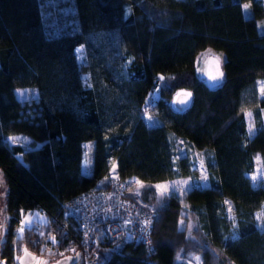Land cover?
<instances>
[{
    "label": "trees",
    "instance_id": "obj_1",
    "mask_svg": "<svg viewBox=\"0 0 264 264\" xmlns=\"http://www.w3.org/2000/svg\"><path fill=\"white\" fill-rule=\"evenodd\" d=\"M258 22L264 23V0H0V170L10 217L2 258L11 262L17 246V259L23 248L34 253L31 240H15L26 213L59 215L65 201L102 187L115 166L119 177L145 185L183 178L193 185L183 202L135 192L133 198L155 213L153 253L127 246L106 264H179L189 247L201 264H264V217L262 229L256 224L264 182L255 187L249 177L257 155L264 171ZM208 49L224 57V80L216 88L196 74V60ZM26 88L37 91V101L16 97ZM180 89L193 93L183 113L170 106ZM144 109L157 125L148 126ZM247 110L255 120L252 137ZM15 136L28 138L31 147L9 144ZM178 139L185 142L183 156ZM86 143H93L89 174L82 172ZM190 150L205 153L206 187ZM184 208L199 244L187 224L180 227Z\"/></svg>",
    "mask_w": 264,
    "mask_h": 264
},
{
    "label": "built area",
    "instance_id": "obj_2",
    "mask_svg": "<svg viewBox=\"0 0 264 264\" xmlns=\"http://www.w3.org/2000/svg\"><path fill=\"white\" fill-rule=\"evenodd\" d=\"M102 183L62 203L59 215L35 210L26 214L38 213L41 220L19 221L42 246L35 247L33 264L76 255L75 264H106L108 256L121 255L127 246L142 245L153 253L155 213L133 198L138 181L111 171ZM0 259L6 262L1 253Z\"/></svg>",
    "mask_w": 264,
    "mask_h": 264
},
{
    "label": "rangeland",
    "instance_id": "obj_3",
    "mask_svg": "<svg viewBox=\"0 0 264 264\" xmlns=\"http://www.w3.org/2000/svg\"><path fill=\"white\" fill-rule=\"evenodd\" d=\"M242 11H243V15L245 18L249 19L252 17V11L248 3L242 4ZM258 32L260 35L264 34V23L263 22H258ZM76 55H77V61H78L80 68H83L86 65L84 48L83 47L77 48ZM211 57L217 58L220 62L224 61V57L220 52H216L211 49H208L200 53L196 60L197 77L204 82H205L206 65H207L209 58ZM82 78L84 81V85L87 88H89L90 87L89 76L87 74H83ZM165 81L166 80H164V78L160 79V83L162 86L166 85ZM257 90H258L259 97L264 98V94H262V91H264V80H260L258 82ZM16 97L21 102L37 101L38 93L35 89H31V88L19 89V90H16ZM261 115H262V120L264 122V109L261 110ZM144 119L146 123L148 124V126H155L158 124V120L148 110L144 114ZM245 121L247 125L248 134L250 137H252L255 134L256 128H255L254 115L251 110H247L245 112ZM8 142L9 144L21 145L24 148L31 147V141L28 138L23 137V136L12 137L8 139ZM177 144H178V155L183 156L186 153L185 142L181 139H178ZM92 150H93V143H86L84 145L82 172L85 174H89L91 171ZM190 153L195 160L196 167L199 172L200 185L203 187L208 186L207 173H206V167H205V153L200 152V151H194V150H190ZM115 169L116 167L112 166L111 171L115 172ZM249 177L251 179L252 185L255 187L262 185L264 182V171H263L262 160L258 155L255 157L254 172ZM192 185H193V182L190 178H183V179H178V180H173V181L160 182V183L153 184V185H145V184H142L141 182H138L136 193L141 195L143 191L150 190V191L156 192L160 198H168L169 196L174 195V196H177L180 199V201L183 202V199L186 193L191 189ZM5 196H6V187L4 185L2 171L0 170V253L2 251L4 243L6 242L7 233H8L9 224H10V217L5 212ZM226 211H227L228 218L235 225L233 207L229 201H227L226 203ZM186 213L187 211L184 208L183 213H182V218L180 220V227L184 228L185 225L187 224L188 234L191 236L192 242L194 244H199L200 240L196 234L195 225L192 222L191 218L187 217ZM263 217H264V205L256 213V224L259 229L263 228V224H262ZM41 219H42V216L39 215L38 213H31V214L24 215L21 221L35 222L36 220H41ZM15 231H16L15 240H18L17 242L18 245L20 243H23V240L25 239L24 241L31 240L34 247H42L41 245L34 243L36 236L32 238L29 237V234L26 233L27 231L22 229L20 224H18ZM19 238H23V239L21 240ZM19 248L20 246H17L16 248L17 252H15L14 258L11 262H8V261L3 262L0 259V264H17V256L19 253ZM178 263L179 264H201L202 257L199 254H196L194 252L193 247H189L188 251L185 252V255H183L182 257H179Z\"/></svg>",
    "mask_w": 264,
    "mask_h": 264
},
{
    "label": "water",
    "instance_id": "obj_4",
    "mask_svg": "<svg viewBox=\"0 0 264 264\" xmlns=\"http://www.w3.org/2000/svg\"><path fill=\"white\" fill-rule=\"evenodd\" d=\"M224 80V72L222 63L215 57L209 58L205 69V83L212 88L222 85ZM193 93L190 90L180 89L172 97L170 106L173 111L183 113L192 105ZM79 257L65 256L49 264H75ZM35 262L34 255L26 248H23L21 255L17 260V264H33ZM39 264H43L40 261Z\"/></svg>",
    "mask_w": 264,
    "mask_h": 264
},
{
    "label": "snow or ice",
    "instance_id": "obj_5",
    "mask_svg": "<svg viewBox=\"0 0 264 264\" xmlns=\"http://www.w3.org/2000/svg\"><path fill=\"white\" fill-rule=\"evenodd\" d=\"M262 94H264V91H262Z\"/></svg>",
    "mask_w": 264,
    "mask_h": 264
},
{
    "label": "bare ground",
    "instance_id": "obj_6",
    "mask_svg": "<svg viewBox=\"0 0 264 264\" xmlns=\"http://www.w3.org/2000/svg\"><path fill=\"white\" fill-rule=\"evenodd\" d=\"M35 264H37V263H35Z\"/></svg>",
    "mask_w": 264,
    "mask_h": 264
}]
</instances>
